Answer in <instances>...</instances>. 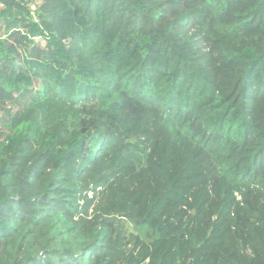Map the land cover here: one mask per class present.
<instances>
[{"label": "trees", "instance_id": "1", "mask_svg": "<svg viewBox=\"0 0 264 264\" xmlns=\"http://www.w3.org/2000/svg\"><path fill=\"white\" fill-rule=\"evenodd\" d=\"M0 264H264V0H0Z\"/></svg>", "mask_w": 264, "mask_h": 264}, {"label": "rangeland", "instance_id": "2", "mask_svg": "<svg viewBox=\"0 0 264 264\" xmlns=\"http://www.w3.org/2000/svg\"><path fill=\"white\" fill-rule=\"evenodd\" d=\"M30 5V9L33 12L35 9V5L34 4H29ZM38 42L40 44H43V41L38 40ZM118 228L116 231V233L121 234V237H126L128 238V236L130 234H133L134 236H137L139 239L144 240L146 234H150V232L146 229V228H140L137 225H135L133 222L129 221L128 219H125L124 217H121L118 221Z\"/></svg>", "mask_w": 264, "mask_h": 264}]
</instances>
